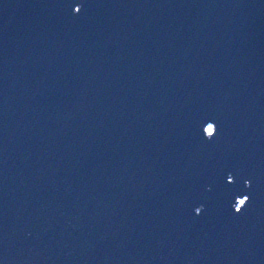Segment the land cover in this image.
Listing matches in <instances>:
<instances>
[{"label": "water", "instance_id": "obj_1", "mask_svg": "<svg viewBox=\"0 0 264 264\" xmlns=\"http://www.w3.org/2000/svg\"><path fill=\"white\" fill-rule=\"evenodd\" d=\"M0 264H264V0H0Z\"/></svg>", "mask_w": 264, "mask_h": 264}, {"label": "rangeland", "instance_id": "obj_2", "mask_svg": "<svg viewBox=\"0 0 264 264\" xmlns=\"http://www.w3.org/2000/svg\"><path fill=\"white\" fill-rule=\"evenodd\" d=\"M207 130L209 131V129H207ZM242 200H243L242 198H240V199L238 198L237 203H238V204L241 203Z\"/></svg>", "mask_w": 264, "mask_h": 264}]
</instances>
